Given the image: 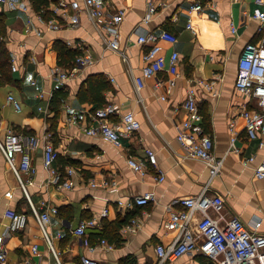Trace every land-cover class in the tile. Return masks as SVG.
<instances>
[{
	"label": "crops",
	"instance_id": "obj_1",
	"mask_svg": "<svg viewBox=\"0 0 264 264\" xmlns=\"http://www.w3.org/2000/svg\"><path fill=\"white\" fill-rule=\"evenodd\" d=\"M23 1L28 4L27 10L10 8L0 1V41L9 57L8 78H0V135L9 126L16 132L27 131L39 136L49 133L57 150L53 167L62 173L66 166L76 169L74 185L60 187L50 182L41 150L36 149L32 155L36 170L27 184L30 198L39 208L47 204L57 207L56 213H50L48 230L64 264H82L84 255L98 259L100 264H157L155 244H167L178 233V229L164 226L170 212L182 208L177 199L199 193L203 188L222 197L226 215H235L248 228L264 233V179L254 175V167L264 162V143H261L264 133L250 138L245 119L239 115L243 107L259 110V106L255 98L243 94L234 84L243 46L259 39V20L253 11L256 7L264 9V2L215 0L213 5L190 10L189 5L196 0H156L158 4L165 2L166 6H158L156 13L144 23L141 18L146 12L147 0H104L111 9H124L119 24L123 55L103 47V32L85 12L80 13L78 27L45 29L42 20L50 15L52 0L39 8L33 0ZM243 8H247V14L242 13ZM41 9L44 11L39 19L36 14ZM29 17L30 26L42 28L41 34L31 28L27 30ZM188 19L195 24V33L185 28ZM137 28L141 31L166 28L176 34L173 43L159 41L165 55L173 49L179 54L178 74L169 92H166L169 75L165 71L143 78V85L136 87L135 77L142 75L141 52L146 47L135 42ZM79 41L89 49L93 62L80 67L66 81L64 102L59 99L53 105L52 70L56 65L70 66L74 58V54L59 55L57 48L78 51ZM10 52L16 54L14 70ZM58 56L63 57L60 62ZM96 75L106 80L101 91L104 101L114 102L122 112L133 111L140 122L139 129L133 136L124 137L121 146L87 134L81 126L66 120L72 112L78 115L80 123L88 122V113L97 103L80 98L79 92L87 86V78ZM200 81L209 83L210 88ZM190 89L194 91L203 131L213 140V153L223 158L219 173L212 178L207 165L199 158L185 156L176 139L175 124L187 116L182 102ZM40 92L42 96L38 95ZM8 93L18 99L20 109L6 101ZM163 93L165 97L161 98ZM232 135L235 136L233 146L238 151L230 149ZM144 147L155 152L156 161L146 160L147 171L142 177L126 163V155L144 157ZM249 155L253 159L244 164L242 157ZM158 171L164 172L161 181L155 178ZM91 178L96 182L113 180L115 183L107 187L91 186ZM147 191L153 197L146 205H118V199H132ZM104 207L106 215L87 226L84 234L70 231L81 220L97 216ZM7 208L27 214V223L11 231L5 240L8 264H21L24 259L36 264L54 263L27 198L0 153V233L8 223ZM131 217L137 218L140 225L133 232L121 234L122 225ZM117 220H124L118 229L114 224ZM115 234L121 238L116 245L109 240ZM101 238L112 247L100 244ZM34 244L36 251H32ZM90 245L96 247L90 249ZM202 260V254L191 251L161 264H202ZM211 263L219 264L213 260Z\"/></svg>",
	"mask_w": 264,
	"mask_h": 264
},
{
	"label": "built area",
	"instance_id": "obj_2",
	"mask_svg": "<svg viewBox=\"0 0 264 264\" xmlns=\"http://www.w3.org/2000/svg\"><path fill=\"white\" fill-rule=\"evenodd\" d=\"M6 3L10 8L28 9V4L23 0H0ZM156 0H147V9L142 16L141 21L147 23L156 13L157 7L164 8L165 2L159 4ZM262 3L264 0H255ZM82 2V3H81ZM52 0L50 6V15L42 20L45 29L75 28L80 24V13L85 12L88 17L103 32V47L113 51H118L125 55L119 46L120 31L119 24L124 17V9H111L104 0ZM215 0L193 1L190 10H200L205 4L213 5ZM41 9L36 17L41 19ZM243 14H247V8L242 9ZM254 16L258 18L257 27L260 34L257 41L247 42L237 60V74L234 81L237 89L243 94L253 97L257 100L259 110L243 107L239 115L245 119L246 133L250 138H256L259 133H264V9L256 7L253 11ZM29 28L37 34H41L42 28L31 27V18H28ZM185 28L191 33H195V24L188 19ZM139 31L135 42L139 46H144L141 52L143 65L141 67V76L135 77L136 87L143 85V78L156 75L159 71L168 73L166 92H169L175 84V76L178 74V51L173 49L168 55L161 52L160 40L170 43L175 42L176 34L166 28H160L157 31L144 30ZM78 53L74 56L72 63L68 67L55 66L52 70L54 91L64 87L67 80L76 75L80 67L92 64L93 57L83 45L82 42L76 44ZM11 68L16 69V54L10 52ZM34 82V80H32ZM203 82V81H200ZM204 86L210 88V84L203 82ZM166 93L160 94L161 98ZM42 96L40 92L38 94ZM64 102L63 97H60ZM6 101L13 104L15 109H20L21 104L12 93H8ZM182 107L186 110L187 116L175 124L176 139L180 143L185 156L201 159L208 167L209 177L219 173L223 158L213 153V140L203 131L201 125V116L198 112L196 98L193 90H189L182 102ZM89 119L86 123H80V118L76 113H69L66 117L67 122L81 126L87 134L98 135L109 141L115 146L122 145L124 137H131L139 129L140 122L135 117L133 111H120L114 102H106L96 106L92 112L88 113ZM1 128V119H0ZM235 136L230 137V149L238 151L233 146ZM264 143V141H261ZM36 149L41 150V160L43 167L50 173V182L60 186L70 188L74 185V175L76 169L72 166H66L64 173L53 167V161L57 157V150L49 139V133L39 136L32 132H16L12 127H7L3 136L0 135V153L3 155L6 163L17 178L18 184L23 190L32 214L35 217L40 234L47 243L49 250L54 257L52 264H64L60 259L58 252L52 242L51 233L48 230L50 224V213H56L57 207L47 204L44 208L38 205L30 198L27 192V184L31 182V176L36 170L32 163V155ZM253 155L242 157V162L247 164L253 159ZM146 160L155 163V152L149 147H144V157H136L133 154L126 155V163L140 176L146 174ZM254 175L264 179V162L254 167ZM157 181L164 178V172L158 171L155 176ZM114 181L96 182L89 179L91 186L107 187L114 185ZM207 187V186H205ZM153 197L152 192L137 194L132 199H118V205H146ZM177 201L181 204L180 209L170 212L164 221L165 228L178 229V233L173 241L163 244H155V253L157 264L164 261H173L185 253L197 251L219 264H264V233L248 228L237 216L226 215L223 211V200L218 194H210L203 188L202 191L192 195L179 197ZM107 208L104 207L97 216L91 219L81 220L78 225L70 231L82 235L89 225L97 222V219L105 216ZM8 217V223L5 229L0 233V264H8L5 240L11 231L22 228L27 223V214L24 211H16L12 208L5 210ZM139 220L131 217L125 222L120 231L121 234L133 232L139 226ZM60 235V233H57ZM100 244L106 247H112L104 238L100 239ZM94 249L96 245L89 246ZM37 245L32 246V251H36ZM82 264H100L99 260L88 255L81 258ZM21 264H36L30 259H24Z\"/></svg>",
	"mask_w": 264,
	"mask_h": 264
},
{
	"label": "trees",
	"instance_id": "obj_3",
	"mask_svg": "<svg viewBox=\"0 0 264 264\" xmlns=\"http://www.w3.org/2000/svg\"><path fill=\"white\" fill-rule=\"evenodd\" d=\"M35 7H40V5L48 3V0H33ZM58 54L61 56H64L66 54L67 56H70L71 54H74L73 57L79 52L76 49L72 50L70 48H63L62 46L60 48H57ZM61 56L59 58V62L61 61ZM8 65H9V57L7 53V49L2 41H0V78L7 77L8 78ZM87 86L85 88H82L79 92L80 98H89L93 101H96V105L100 106L104 103V98L102 97V89L106 85V80L102 75H96V76H90L87 78ZM63 88L58 89L55 91L53 98L51 100L52 104L55 105L56 102H59L58 100L60 97H63ZM27 132V131H26ZM124 222V220H117L114 222L116 225V229ZM114 242V244H119L121 241V238L118 237V235H114L113 238L109 239ZM204 260H202V264H212V260L210 258L203 256ZM210 261V262H208Z\"/></svg>",
	"mask_w": 264,
	"mask_h": 264
}]
</instances>
